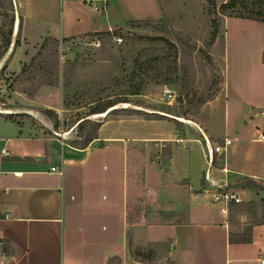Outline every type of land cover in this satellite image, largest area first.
I'll use <instances>...</instances> for the list:
<instances>
[{"label":"rangeland","instance_id":"rangeland-1","mask_svg":"<svg viewBox=\"0 0 264 264\" xmlns=\"http://www.w3.org/2000/svg\"><path fill=\"white\" fill-rule=\"evenodd\" d=\"M22 1L13 0L12 44L0 61V115L52 135L58 151L65 148L68 153L67 165L58 164L64 173L66 168L65 178L75 189L67 216V255L74 259L86 255V264H168L170 239L150 235V228L161 230L187 216V188L165 177L166 152L172 147L168 142H131L122 154L123 183L118 185L122 195L114 199L115 180L107 167L114 146L97 143L81 151L75 146L82 134L77 121L89 114L93 102L110 96L130 102H120L106 116H88L86 130L98 121L137 116L166 119L180 137L190 133L203 138L204 132L219 129L222 118L226 121V79L232 74L228 66H235L243 49L249 65L259 50L263 52L264 23L221 16L212 42V20L217 16L209 0H158L162 19L112 30L122 43L103 31L67 40L46 38L32 45L24 40L22 27L19 30ZM7 6L8 0H0V14ZM138 64L150 70L132 78ZM165 84L176 95L171 103L163 95ZM138 85L141 94L129 95ZM44 110H53L54 115ZM215 141L221 144L218 137ZM263 189L250 179L229 189L242 198L227 209L239 240H248L252 227L264 224V195L250 199Z\"/></svg>","mask_w":264,"mask_h":264},{"label":"crops","instance_id":"crops-1","mask_svg":"<svg viewBox=\"0 0 264 264\" xmlns=\"http://www.w3.org/2000/svg\"><path fill=\"white\" fill-rule=\"evenodd\" d=\"M22 6L23 38L32 45L46 38L67 40L111 31L129 21L164 17L158 0H109L106 13L94 11L87 0H23ZM242 51L235 66H228V74L232 71L228 80L226 66L222 67L226 121L222 118L219 129L204 132L203 138L190 133L183 138L166 119L113 118L102 123L99 138L90 144L114 146L108 152L113 161L107 163L115 180V190L110 191L114 199L122 195L118 186L123 183L122 154L131 142H168L172 147L165 177L187 188V216L161 230L150 228V235L170 239L168 264H264V224L252 227L250 241L237 239L240 233L233 232L228 210L213 202L209 192L226 185L232 190L243 179L264 186V50L258 51L251 65L244 63L247 49ZM217 137L221 144L216 143ZM54 139L0 115V241L5 243L0 264H86L89 260L86 255L74 259L66 253L67 216L75 189L65 178L66 168L64 175L51 172V167L68 163V153L65 148L59 152ZM206 140L214 146L231 142L225 152L215 154L212 166ZM4 147L9 156H2ZM260 192L250 199L263 197L264 189Z\"/></svg>","mask_w":264,"mask_h":264},{"label":"trees","instance_id":"trees-1","mask_svg":"<svg viewBox=\"0 0 264 264\" xmlns=\"http://www.w3.org/2000/svg\"><path fill=\"white\" fill-rule=\"evenodd\" d=\"M211 3L213 14L216 17L213 18V27L214 33L212 36V42L216 39L217 30H218V20L221 16L227 17H239L243 19H249L253 21H257L260 23H264V0H225L221 4H216L215 0H209ZM137 23H150L149 20H141V21H129L127 25L130 27H134ZM14 24H15V13H14V6L13 0H8V6L4 10L2 14H0V61L9 51L11 44H12V37L14 34ZM22 27V20H20L19 30ZM18 30V31H19ZM109 35L115 36L116 34L110 31L106 32ZM15 45H20V39H16ZM153 61H150V63ZM146 64V63H145ZM145 64H138L134 68L133 76L134 78L136 75L140 73H145L149 71L150 66H144ZM142 92V85L135 86V90L129 93V95H139ZM120 102H130L129 100H113L110 96L101 99L99 103L93 102L90 106L89 114L85 117L80 118L77 122V127L81 130V139L78 142H75V146L80 149H86L92 142L99 138V129L103 122H96L92 124V127L89 130H86L84 125L91 123L88 116L96 115L105 113L110 109L112 113H114L117 106ZM65 106H68V99H65ZM95 103V104H94ZM109 111V112H110ZM108 112V113H109ZM47 115H54L53 110H45ZM55 127H59V122H55ZM85 130V131H84ZM168 156L171 155V148L166 152ZM233 239L231 238V241ZM251 238L248 240H241L243 242L250 241Z\"/></svg>","mask_w":264,"mask_h":264},{"label":"built area","instance_id":"built-area-1","mask_svg":"<svg viewBox=\"0 0 264 264\" xmlns=\"http://www.w3.org/2000/svg\"><path fill=\"white\" fill-rule=\"evenodd\" d=\"M87 3L92 7V9L94 11L106 13L107 9H108V5H109V0H87ZM110 32L113 33L112 30ZM113 37L117 43H122L123 38L121 36L115 35ZM97 42L99 43L100 40L97 39ZM163 95L170 103L176 99V95H175L174 91L166 84L163 87ZM230 143L231 142L229 140H226L224 146H220V145L214 146L209 140H206L205 150H206L208 162L211 166L214 164L215 154L216 153L221 154V153L225 152L226 150H224V149ZM1 154L3 157L9 156L8 149L4 147L1 150ZM51 172H55V173H58L60 175H64V170H62L58 166L51 167ZM19 174H21V173H19ZM17 175H18V173H17ZM209 192L212 194L213 202L222 203L224 205V210L226 212L228 209V204L230 202H233V201L241 202L242 201V198L237 193L229 190V187L227 185L223 186V187L220 186L214 192L213 191H209ZM4 246H5V243L0 241V251L1 250L3 251ZM262 263H264V260H262Z\"/></svg>","mask_w":264,"mask_h":264},{"label":"bare ground","instance_id":"bare-ground-1","mask_svg":"<svg viewBox=\"0 0 264 264\" xmlns=\"http://www.w3.org/2000/svg\"><path fill=\"white\" fill-rule=\"evenodd\" d=\"M17 28H18V25H17ZM17 32V31H16ZM110 111V109L107 111V112H105V113H101V114H98V116H106L107 114H109L108 112Z\"/></svg>","mask_w":264,"mask_h":264},{"label":"water","instance_id":"water-1","mask_svg":"<svg viewBox=\"0 0 264 264\" xmlns=\"http://www.w3.org/2000/svg\"><path fill=\"white\" fill-rule=\"evenodd\" d=\"M107 112V111H106ZM108 115V114H107Z\"/></svg>","mask_w":264,"mask_h":264}]
</instances>
